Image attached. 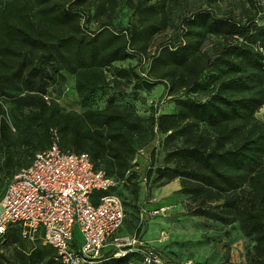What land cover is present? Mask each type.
<instances>
[{
	"label": "trees",
	"instance_id": "trees-1",
	"mask_svg": "<svg viewBox=\"0 0 264 264\" xmlns=\"http://www.w3.org/2000/svg\"><path fill=\"white\" fill-rule=\"evenodd\" d=\"M51 1L39 0L48 4L37 11V20L28 17L24 26L5 20L0 5V184L5 183L4 189L20 168L53 142L64 151L87 153L95 169L122 178L132 167L129 160L136 143L146 144L158 134L164 136L167 152L164 166L154 173L157 181L180 180L185 216L222 225L237 223L253 243L250 264H264V121L255 116L264 105V26L257 23L256 2L249 0L256 12L244 20L203 9L184 16L179 34L150 59L141 52L144 48L136 50L132 42L158 32L165 0H128L138 26L129 21L114 32L110 21L98 30L85 23L87 36L61 31L66 26L82 30L79 21L85 17L72 5ZM83 2L92 3L76 0L75 4ZM106 30L113 33L111 39L122 42L103 41ZM209 39L211 52L203 51ZM143 59L149 64L147 78L140 75L146 70ZM152 68L161 72L153 77ZM127 72L136 79H128ZM67 75L75 78L77 99L85 108L80 113L66 111L48 96ZM120 79L127 85L132 82L129 93L139 99L166 83L174 112L141 115L135 104L116 98L113 83ZM201 91H206L203 100L197 95ZM101 194L93 195L94 204ZM2 238L11 248L7 254L0 251V264H59L54 249L28 243L18 225H10ZM147 248L135 251L142 262ZM114 252L106 248L99 264H128L134 256L132 250L121 257H114Z\"/></svg>",
	"mask_w": 264,
	"mask_h": 264
},
{
	"label": "rangeland",
	"instance_id": "rangeland-1",
	"mask_svg": "<svg viewBox=\"0 0 264 264\" xmlns=\"http://www.w3.org/2000/svg\"><path fill=\"white\" fill-rule=\"evenodd\" d=\"M76 0H52V3L72 5L85 19L79 21L82 30L72 29L68 26L60 28L67 34L87 33L88 29L98 30V28L108 21L111 22V30L119 32L122 28L132 21L137 26V19L132 15V9L128 0H90L92 3H81L76 6ZM259 7L256 13L257 23L264 26V0H254ZM165 15L160 16L163 23L159 25L158 32H148L146 38L139 41L134 39L133 48L142 50L150 59L154 57L156 49L161 45L174 39L180 32L181 20L184 16L196 10H211L218 16H234L243 18L255 13L256 10L250 7L249 0H165ZM39 0H0V5L4 7L2 14L7 21L15 22L19 26H24L26 22L37 20V11L43 6ZM159 17V18H160ZM59 29V28H57ZM56 29V30H57ZM54 29V31L57 33ZM102 36L103 41L112 40L114 45L122 42L121 39H111L114 35L110 30H106ZM211 40H206L202 50L211 52ZM70 48V47H69ZM72 53L73 49L70 48ZM73 54V53H72ZM125 65V64H124ZM160 69L155 71L152 68V76L160 73ZM127 78L135 80L134 73L127 72ZM163 84H166L162 82ZM126 80H115L113 87L119 101H124V97L130 94L126 92ZM67 80L59 86L48 91V96L55 99L66 111L79 101L73 93ZM206 91H201L198 95L203 100ZM107 96H109L107 94ZM104 97V98H107ZM134 99L139 97L132 96ZM164 97V92L161 94ZM166 100V99H165ZM125 102V101H124ZM165 101L163 106L169 105ZM80 106V105H79ZM81 107V106H80ZM81 109H85L82 108ZM157 109H164L159 106ZM258 120L264 121V105L255 114ZM167 149L164 146V136L155 135L146 144L136 143L135 151L129 162L132 167L122 178H116L117 185L107 194L117 196L123 205L125 219L121 232H131L135 238L144 239L143 248H153L161 252L165 259V264H250L252 260L253 243L245 238L239 230L237 223L222 225L202 217L185 216L181 203L184 196L179 193L180 180L172 182L157 181L154 173L155 169L164 166V158ZM153 162V163H151ZM151 171L149 179L147 173ZM5 183L0 184V196L4 190ZM163 209L161 214H154V211ZM161 230V231H160ZM160 232H165V238L159 237ZM30 244H41V232L35 235L33 240L27 241ZM10 246L5 239H0V251L7 254ZM134 253L128 264H143L140 253H136L138 246L128 247ZM140 248V247H139Z\"/></svg>",
	"mask_w": 264,
	"mask_h": 264
},
{
	"label": "built area",
	"instance_id": "built-area-1",
	"mask_svg": "<svg viewBox=\"0 0 264 264\" xmlns=\"http://www.w3.org/2000/svg\"><path fill=\"white\" fill-rule=\"evenodd\" d=\"M142 65L146 70L140 75L147 78L149 64L143 59ZM148 98L156 108L165 102ZM116 185L114 178L95 169L87 153L64 151L53 142L7 183L0 199V237L10 225H18L25 240L41 232V244L55 250L59 264H99L108 247L115 250L114 257L124 256L131 251L128 247L144 243L120 233L125 219L122 202L106 193ZM95 193L102 194L94 204ZM142 256L143 264H165L153 248Z\"/></svg>",
	"mask_w": 264,
	"mask_h": 264
},
{
	"label": "crops",
	"instance_id": "crops-1",
	"mask_svg": "<svg viewBox=\"0 0 264 264\" xmlns=\"http://www.w3.org/2000/svg\"><path fill=\"white\" fill-rule=\"evenodd\" d=\"M66 80L69 84L71 88V93H73L75 95L76 98L77 95H76V92H75V78L74 76H71V75H67L66 76ZM132 85V82L130 84L127 85V89H126V92L129 93V88L130 86ZM164 92V96L166 95V85L165 84H158L156 86H154L152 89H151V93L149 94V97H151V99H158L161 94ZM130 96H132L131 94L130 95H127L126 97H124V100L125 101H128V103H133L136 105V107L140 110L139 112L141 113V115L143 116H147L149 114H151L152 112H154L156 115L158 114H168V113H173L174 112V106H173V102L170 100V98L166 95L165 97V101H169V105H161L164 109H157L156 107H154L153 105H151L148 100L149 98H140L139 100L136 99V100H132L130 98ZM140 96V95H139ZM106 99L107 98H102V102H101V105L103 106L105 103H106ZM77 106H73L72 108L68 109L67 111H75V112H78L80 113L82 111L81 107L78 105V103L76 104ZM161 231V230H160ZM159 231V234L157 237H159L161 235V233H165V232H160ZM122 235H134L133 233L131 232H121ZM165 238V236L163 237ZM162 238V239H163ZM139 241L143 242V243H146L144 242L145 240L142 238V239H138Z\"/></svg>",
	"mask_w": 264,
	"mask_h": 264
}]
</instances>
